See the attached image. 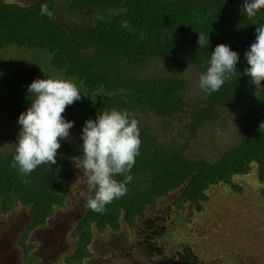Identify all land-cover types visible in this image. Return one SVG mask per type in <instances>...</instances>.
Masks as SVG:
<instances>
[{
    "label": "trees",
    "instance_id": "16d2710c",
    "mask_svg": "<svg viewBox=\"0 0 264 264\" xmlns=\"http://www.w3.org/2000/svg\"><path fill=\"white\" fill-rule=\"evenodd\" d=\"M57 2L0 0V51L18 47L40 55L30 63L5 61L0 71V212L17 204L28 209L29 221L18 238L24 264L34 261V246L27 241L31 230L45 225L55 207L65 206L74 175L70 160L83 156L85 122L113 108L138 111L140 154L129 173L126 195L103 213L84 203L66 264H83L92 256L95 233H115L122 220L129 228L144 222L146 210L156 208L157 200L170 193L167 202H173L174 220L183 221L188 232L194 220L195 239L188 242L203 250L225 241L248 246L258 235L264 238L262 233L251 236L246 222L236 221L234 213L233 221L211 217L206 205L211 186L220 184L233 195L246 188L234 176L247 175L253 163L255 177L264 183V82L256 88L244 74L245 52L255 41L257 27H264V9L247 18L241 11L244 0ZM42 4L48 5L52 17L40 14ZM200 33L208 34L207 47H199ZM218 44L228 45L240 60L232 79L208 94L199 87V76ZM53 77L74 82L81 92V99L63 114L74 126L69 139L60 141L56 164H42L25 177L11 167L21 129L18 118L31 106L28 86ZM216 129L230 131L233 140L216 152L197 151L196 146L215 144L217 135L205 131ZM253 192L259 202L264 200L261 190ZM187 205L192 216L184 215ZM149 234L151 242L168 239L171 228ZM131 243L143 246L135 235ZM257 243L255 253L261 254L264 242ZM118 245L116 256L125 242Z\"/></svg>",
    "mask_w": 264,
    "mask_h": 264
},
{
    "label": "rangeland",
    "instance_id": "374dc122",
    "mask_svg": "<svg viewBox=\"0 0 264 264\" xmlns=\"http://www.w3.org/2000/svg\"><path fill=\"white\" fill-rule=\"evenodd\" d=\"M16 1L28 4L35 0ZM66 1L58 0L57 4L62 5ZM38 59H40V55L37 51L29 52L18 47H8L0 51V71L5 61L30 63V61ZM195 79L197 82V75ZM12 132L17 134L15 130ZM207 132L210 135H217L215 144H207L205 147L196 146L197 151L216 152L234 138L233 134L227 130L205 131V133ZM70 164L74 175L69 179L68 198L65 206L55 207L48 223L41 229L32 231L27 238V241L31 242L35 249V253L32 255L34 257L33 264H66L64 259L74 248L76 238L73 230L85 203L81 193L87 192L88 189L81 170L76 167L75 159L70 160ZM256 170V163H253L247 175L234 176L235 181L240 180L243 187H246L239 191L235 190L238 192L237 195L231 194V190L225 191L220 184H216L210 187L209 199L206 202L211 217L233 221L231 215L234 213L236 221L246 222L251 236L264 234V200L259 202L257 195L253 192L257 189L264 193V183L255 177ZM170 194L157 200L156 208L146 210L147 217L143 220L144 222L136 221L129 228L127 223L122 220L120 229L115 233L106 231L95 233L90 244L92 256L88 260H84L83 264H187L188 259L192 260L193 264H264V256H262L264 252L256 254V245H253H259L257 242L260 240L263 243V235H258L255 241L247 242L248 246L236 243L228 245L229 241H225L222 244L218 243L214 248L203 250L199 244L188 242V238L195 239L196 232H191L194 220L189 223L191 225L189 232L183 225V221L174 220L173 202H167L171 198ZM258 203H262L263 206ZM184 215L192 216L189 205H187ZM27 218L28 209L20 204L14 206L7 213L0 212V245H8L9 256L12 259L15 258V252H18L16 244H18L19 229L26 223ZM148 228L153 229L154 232H149ZM170 228L171 237L168 239L163 238L151 242L146 237L148 233H150L149 236L161 235V233L170 231ZM134 235L143 246L131 243ZM122 241L125 242V246L116 256L120 246L118 243H122Z\"/></svg>",
    "mask_w": 264,
    "mask_h": 264
},
{
    "label": "clouds",
    "instance_id": "9594fccd",
    "mask_svg": "<svg viewBox=\"0 0 264 264\" xmlns=\"http://www.w3.org/2000/svg\"><path fill=\"white\" fill-rule=\"evenodd\" d=\"M264 9V0H244L241 11L247 18L255 17ZM41 15L53 16L47 4L41 5ZM199 47L209 45V36L198 37ZM248 67L245 75L256 88L264 82V27H257L255 41L245 52ZM240 57L226 44H218L211 52L206 71L199 76V87L211 94L218 91L237 72ZM33 97L31 106L19 115L21 126L11 167L23 176L30 175L42 164H56L61 140L67 141L73 121H67L64 113L68 106L81 99L78 86L60 78L36 79L28 86ZM137 112L115 108L103 110L95 121L89 119L82 129V158L76 159L87 184V192L81 193L85 206L93 212L103 213L106 206L126 195L129 174L140 154L141 139ZM264 124L260 125V128ZM123 176L122 181L114 177ZM25 183L29 181L25 180Z\"/></svg>",
    "mask_w": 264,
    "mask_h": 264
},
{
    "label": "flooded vegetation",
    "instance_id": "af4514ba",
    "mask_svg": "<svg viewBox=\"0 0 264 264\" xmlns=\"http://www.w3.org/2000/svg\"><path fill=\"white\" fill-rule=\"evenodd\" d=\"M28 218L26 219V223L20 227L19 229V234H18V238L20 236V233L22 231V229L26 226L27 222H28ZM49 219L47 220V223H48ZM46 223V224H47ZM43 226H40V227H37V228H34L31 230L32 231H36L38 229H41ZM30 232V233H31ZM29 237V235H28ZM18 242V240H17ZM16 247L18 248V252L16 251L15 252V258L12 259L10 256H9V247L7 244H3V245H0V264H24V259H23V249L20 247L19 244H16ZM35 253V249H31L30 251V255L32 256L33 254ZM33 257V256H32ZM34 262L32 261L31 264H33Z\"/></svg>",
    "mask_w": 264,
    "mask_h": 264
}]
</instances>
